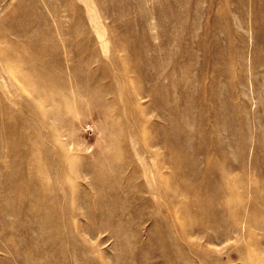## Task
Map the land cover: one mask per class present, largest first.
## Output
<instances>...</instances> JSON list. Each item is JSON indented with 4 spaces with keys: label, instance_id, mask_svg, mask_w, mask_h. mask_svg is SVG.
Instances as JSON below:
<instances>
[{
    "label": "rangeland",
    "instance_id": "1",
    "mask_svg": "<svg viewBox=\"0 0 264 264\" xmlns=\"http://www.w3.org/2000/svg\"><path fill=\"white\" fill-rule=\"evenodd\" d=\"M0 49V264H264V0H0Z\"/></svg>",
    "mask_w": 264,
    "mask_h": 264
},
{
    "label": "bare ground",
    "instance_id": "2",
    "mask_svg": "<svg viewBox=\"0 0 264 264\" xmlns=\"http://www.w3.org/2000/svg\"><path fill=\"white\" fill-rule=\"evenodd\" d=\"M25 3V2H24ZM39 6V5H38ZM34 10V9H33ZM42 19V18H41ZM43 22V21H42ZM27 25H29L28 23H27ZM25 28V27H24ZM30 28H32V27H30ZM28 29V28H27ZM26 30V29H25ZM27 31V30H26ZM32 31V30H31ZM28 32H29V30H28ZM19 34V33H18ZM21 35H23V34H21ZM45 38V37H44ZM1 50V49H0ZM68 54V53H67ZM12 58H13V56L11 55V54H9V53H7V52H3V51H1V54H0V72H9V74H11V75H13V76H15V78H17V81L19 82V83H25V79L21 76V74L19 73V72H22L23 70H21V69H19V68H17V67H15L12 63H11V60H12ZM28 69H29V67H28ZM28 69H26V70H28ZM3 76H2V74H0V86L2 85L1 84V78H2ZM16 82V81H15ZM1 118V117H0ZM12 128V127H11ZM67 132V131H66ZM63 136H64V134H63ZM66 136V135H65ZM72 143V142H71ZM0 146H2V144H0ZM68 146V145H67ZM3 153V152H2ZM96 186V185H95ZM96 189V188H95ZM83 196V195H82ZM86 197H87V199H90V197L88 196V195H85ZM81 197V196H80ZM84 200H86V199H84ZM86 202V201H85ZM81 203V202H80ZM84 203V202H83ZM86 204H87V202H86ZM80 205V204H79ZM82 205V207H84V205L83 204H81ZM88 205V204H87ZM86 205V206H87ZM87 209H89V208H87ZM86 210V209H85ZM79 211V210H78ZM82 211V210H81ZM83 212V211H82ZM89 212V211H88ZM124 213H126V210H124L123 211ZM128 212H130V210H128ZM82 214V213H81ZM87 215H88V213H87ZM83 227H86V226H83ZM87 229V228H86ZM88 230V229H87ZM108 231V230H107ZM99 232V231H98ZM101 232V231H100ZM102 232H105L104 230L102 231ZM101 232V233H102ZM100 234V233H99ZM89 235V234H88ZM91 235V234H90ZM96 236V235H95ZM99 236V235H98ZM92 239H94V237L92 238ZM105 242V241H104ZM101 243V242H100ZM102 243H103V241H102ZM101 243V244H102ZM111 261V260H110ZM109 264V263H108ZM110 264H111V262H110Z\"/></svg>",
    "mask_w": 264,
    "mask_h": 264
}]
</instances>
